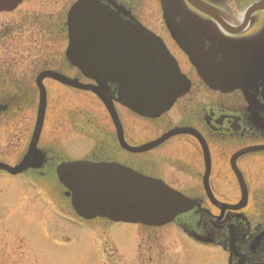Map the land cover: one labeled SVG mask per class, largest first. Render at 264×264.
I'll list each match as a JSON object with an SVG mask.
<instances>
[{
    "label": "water",
    "instance_id": "1",
    "mask_svg": "<svg viewBox=\"0 0 264 264\" xmlns=\"http://www.w3.org/2000/svg\"><path fill=\"white\" fill-rule=\"evenodd\" d=\"M21 1L0 0V11L12 10ZM188 1L193 6L200 7L201 3L198 0ZM211 1L223 3L228 0ZM160 2L164 22L172 38L186 53L199 76L212 89H219L222 92L240 89L248 102L251 105L255 104L256 110L259 107L263 108L264 105H260L255 97L264 98V33L246 41L236 40L228 33H211L220 29L190 12L184 0H160ZM203 10L210 12L204 3ZM124 20L122 23L96 21L87 29L91 30L96 38L99 33L94 31L97 30L124 31L111 35L122 37L127 41L123 51L124 56L121 54L122 60L126 62L125 67L120 69L103 67L100 63L104 55L98 57V54H95L98 66H95V69L85 67L83 72L87 76L96 77L98 86L79 85L76 81L62 75L52 76L69 86L94 91L112 114V96L109 93L111 88H113V94H119L120 98L117 100L135 112L149 116L162 114L189 87L188 81L160 39L134 19ZM66 55L69 60L76 58L70 47ZM85 61L84 65H89L88 60ZM91 71H94L95 75H91ZM252 98L255 100L251 101ZM45 108V93L42 91L27 155L17 167L0 162V169L17 173L42 165L44 156L39 153L36 144ZM250 121L257 129L264 130V118L256 112L254 117H250ZM199 141L208 166L209 155L206 143L200 137ZM248 150L252 148L243 152ZM56 170L60 183L68 190L65 193L70 199L72 208L86 220L105 218L116 222L143 223L150 226H161L177 221L194 237L200 240L212 239L222 242L231 256L243 255L246 257V264L258 263L259 260L253 254L264 253L262 245L257 244L254 249L257 251H253L248 241L240 240L232 243L227 230L223 231V229L229 225L237 227L234 222L229 220L228 223L220 222L219 224L216 219L203 214V211L199 209V200L184 196L160 180L144 176L126 167L118 168L113 163L94 162V160L62 162ZM187 213L192 216L181 218ZM235 233L238 238L241 230Z\"/></svg>",
    "mask_w": 264,
    "mask_h": 264
},
{
    "label": "flooded vegetation",
    "instance_id": "2",
    "mask_svg": "<svg viewBox=\"0 0 264 264\" xmlns=\"http://www.w3.org/2000/svg\"><path fill=\"white\" fill-rule=\"evenodd\" d=\"M76 0H26L11 12H0V120L4 117L12 119L20 113L21 103H34L39 100V86H43L48 97V84H55L57 90L62 95L64 85L58 82L52 75L63 74L71 78H79L83 82H91L80 75L77 68L69 66L65 61L64 51L68 45V13L71 5ZM261 0H237L236 7L226 9L228 16L235 26V32L242 36H251L259 33L264 24V7L257 3ZM104 6L101 7L106 13L118 14L124 19L122 13H129L135 20L141 22L155 33L162 35L150 27L146 22L161 20V10L159 0H99ZM223 10L222 6H219ZM232 12H231V11ZM204 17L203 14L197 10ZM163 36V35H162ZM165 40V37H163ZM166 41V40H165ZM168 44V42L166 41ZM171 53L177 58L179 65L190 81L189 91L179 98L172 109V116L166 119V126L161 132L160 120L144 119L133 115L119 104H115L119 121L123 129V137L130 145L141 144L156 139L173 124L180 126H191L199 130L202 136L216 147L223 149L225 143L221 140L234 138L230 144L236 149L264 143V140L250 141L264 133L254 129L248 119L247 104L239 91L229 94H221L210 90L197 76L196 71L185 60L184 65L179 59V54L171 47ZM259 103L264 102V98L257 97ZM121 110L123 113H121ZM91 111H74L69 113V128L85 137L84 141L88 146L84 147L79 155L85 154L89 150L99 151L104 158L111 161L129 165L139 169L149 175L166 179L165 170L162 174L160 166L172 165L181 175H194L197 182H201L202 171L192 165L182 162L180 159L170 158L169 155H160L158 149L144 153L130 154L119 147L115 128L108 117L101 125L96 120V115ZM264 115V108L261 112ZM68 114V113H67ZM59 123L55 127L59 131L51 132L53 140L38 142L40 150L45 154L44 166L35 176L48 178L53 175L61 156L65 154L61 151V139L64 134L74 131H63L61 116L57 114ZM2 121H0L1 123ZM237 122V123H235ZM107 123V124H105ZM147 123V124H146ZM239 126L238 132H233V127ZM146 125L148 133L143 132ZM21 132V131H19ZM20 135V134H18ZM29 132H22L19 141V151L14 158L16 162L23 155L22 151L27 144ZM192 138L189 135L174 136L166 141L161 147L175 138ZM193 139V138H192ZM221 139V140H220ZM160 149V148H159ZM211 151V172L209 176V187L213 195L219 199L220 196H227L222 191L219 192L214 182L213 175V153ZM170 154V153H169ZM226 155L225 152L222 153ZM100 156V155H97ZM250 157L256 158L249 161L246 173H242L248 188V200L246 205L238 210H223L219 221L228 223L229 220L237 226V231L241 230L239 241L253 243L257 237L258 245L264 250V152L260 154H246L237 159ZM257 160V161H254ZM245 172V173H244ZM171 174V172L169 173ZM221 177L220 175H215ZM184 184V183H183ZM198 185V184H197ZM186 189L189 195H196L203 191V205L208 207L213 214H219L220 210L206 199L205 189L200 185ZM177 188V187H176ZM188 190V191H187ZM238 197L233 201L221 200L229 203H236L240 197V189L236 182ZM226 231V228L223 229ZM257 251V250H254ZM259 261H264V253L253 254Z\"/></svg>",
    "mask_w": 264,
    "mask_h": 264
},
{
    "label": "rangeland",
    "instance_id": "3",
    "mask_svg": "<svg viewBox=\"0 0 264 264\" xmlns=\"http://www.w3.org/2000/svg\"><path fill=\"white\" fill-rule=\"evenodd\" d=\"M146 24L163 34L170 47L179 54V59L184 65L185 58L170 39L162 21L146 22ZM184 67L186 68L185 65ZM47 88L49 95L41 143L54 139L51 132H56V135H59V131L55 128L59 123L57 114L61 116L60 125L63 131L69 132L71 129L69 128L68 115L70 112L77 111L76 104L82 111L94 110L90 103V93H76L71 91L72 89L63 88L62 95H59L60 91L57 90L55 84L49 83ZM36 105L37 102H34L33 105L21 109L15 119L14 117L12 119L4 117V120H0L2 121L0 123V158H6L8 162L14 161L20 150L21 133L31 129ZM94 112L92 114L96 115L97 122L104 125L107 115L102 105L96 106ZM121 113H123L122 110ZM166 116L161 118L162 127L166 124L164 120ZM143 132L148 133L146 125L143 126ZM63 137H67L63 139V147L69 154L79 155L83 148L88 146L84 141L85 137L79 133L64 134ZM209 147L213 153L215 185L219 192L222 191L227 195L220 196V198L235 200L238 197L236 182L227 163V155L235 147L227 144L223 149H220L211 143ZM223 152L227 155L223 156ZM157 153L180 159L203 171L201 151L197 143L190 137L175 138L161 147ZM253 159L256 158L248 157L239 161L241 169L246 173H248V163ZM171 166H160L159 170L162 174L165 170L168 182L170 181L181 189L193 188L198 184L194 175H184L183 173L180 175L176 171L177 169H173ZM170 172L171 174H169ZM216 174L221 177L216 176L215 179ZM42 185L44 190L35 187L23 176L0 173V255L4 257L0 264H9L6 258H10V260L14 258V264H135L138 243H145L142 247L145 251L146 243L156 238L159 239L165 252L163 257L165 264L227 263L226 253L218 246L197 242L173 224L159 229H148L142 225L123 222L109 225L105 222L93 221L89 227L78 226L76 223L70 224L50 205L52 201L57 202L54 197L56 191L54 183L44 181ZM48 195L52 201H49ZM55 205L59 207L57 203ZM61 206L62 204H60V210L65 211Z\"/></svg>",
    "mask_w": 264,
    "mask_h": 264
},
{
    "label": "trees",
    "instance_id": "4",
    "mask_svg": "<svg viewBox=\"0 0 264 264\" xmlns=\"http://www.w3.org/2000/svg\"><path fill=\"white\" fill-rule=\"evenodd\" d=\"M155 260L151 259L147 264H154L156 262H154Z\"/></svg>",
    "mask_w": 264,
    "mask_h": 264
}]
</instances>
